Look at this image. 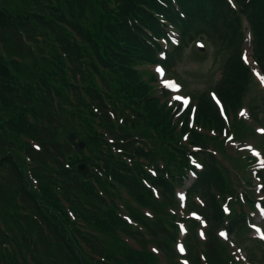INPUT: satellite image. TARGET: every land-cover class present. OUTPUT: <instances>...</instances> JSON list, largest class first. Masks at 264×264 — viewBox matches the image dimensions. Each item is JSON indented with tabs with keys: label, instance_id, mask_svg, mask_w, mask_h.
Masks as SVG:
<instances>
[{
	"label": "trees",
	"instance_id": "obj_1",
	"mask_svg": "<svg viewBox=\"0 0 264 264\" xmlns=\"http://www.w3.org/2000/svg\"><path fill=\"white\" fill-rule=\"evenodd\" d=\"M233 2L0 0V264H159L151 245L169 264H180L179 226L164 208L177 206L175 187L183 177L176 176L185 177L184 169L191 167L189 151L171 111L139 68L157 61L159 39L170 25L180 29L182 38H208L217 54L226 56L214 90L234 113L231 130L236 140L254 135L237 112L254 84L242 58L247 30L264 74V0ZM39 39L48 48L43 60L32 50ZM26 57L34 60L31 68L20 64ZM198 99L197 123L222 133L226 123L209 91ZM250 103L254 120L264 124V91H257ZM110 111L125 121L113 122ZM76 121L85 124L74 130L86 142L85 151L71 140L72 132L66 143L57 141L60 131ZM183 128L188 131V125ZM190 134L208 147L207 137ZM141 138L152 141V148ZM159 144L164 148L158 149ZM197 156L205 167L188 192V210L198 211L208 223L209 264H238L218 230L226 228L235 238L250 231L246 214L255 208L254 197L246 193L242 200L234 181L246 174L247 159L227 153L231 171L211 154ZM80 163H87L90 172H81ZM145 181L157 189L164 207L156 205ZM124 193L154 209V218L115 204L116 197L125 199ZM227 198L229 215L222 206ZM122 238L140 249H130ZM258 245L264 264V243ZM187 247L189 264H203L195 226ZM248 247L252 253L254 246Z\"/></svg>",
	"mask_w": 264,
	"mask_h": 264
},
{
	"label": "rangeland",
	"instance_id": "obj_2",
	"mask_svg": "<svg viewBox=\"0 0 264 264\" xmlns=\"http://www.w3.org/2000/svg\"><path fill=\"white\" fill-rule=\"evenodd\" d=\"M175 33L177 36H174L173 42L175 44H172L174 47H169V51H173V49L175 50H179V52H175L173 53L172 58L170 59L171 61L167 64L168 67L165 68V72L162 71L163 75H161V73L157 72L155 67H145L144 69L147 71H156L158 74H156L155 72H151V74H153L155 80H157L159 83L161 81L162 85L164 88H169V87H165V81L170 82L171 84L175 83L178 86V89L180 90L178 94H174L172 93V91H170L169 89H166L167 91L164 92V96L165 99L168 101V106L172 105L173 108L177 107V103H175L174 101L176 100L174 97H182V98H192V101H194V103L197 101L196 98L200 97L207 91H212L216 88V85L218 83V79H220V74H221V66H222V60L224 62V60H226V56L224 58V54H217L216 50L218 49V47L214 46L212 41H209L208 38H203L202 36H200L201 38L197 37L195 39H191L188 37H179V32L175 30ZM202 45V47H201ZM30 48V44H28V49ZM222 48V46L220 47ZM32 50L34 52V54H36L37 57H39V59L43 60V58H48V48L47 46L43 43L42 39H39V45H33L32 46ZM247 52H249V49H246ZM169 52L168 55L171 53ZM226 55V54H225ZM248 55V54H247ZM251 55V52H250ZM34 63V60L31 58H27L26 60L22 61L20 64L25 66L26 68H31L32 65ZM255 69L256 72H258V70L255 68L254 65H252ZM258 77V76H257ZM144 78L146 80H151L149 77L144 75ZM160 78V81H159ZM259 82L261 83L260 78ZM160 83V84H161ZM262 84V83H261ZM260 89V84H258L255 80H254V84L252 83V86L249 89V93L248 96L246 97L245 101L243 102L244 105H246L243 109L244 112H246V115H244L245 117H248V106H252V104L250 103V101L253 99V97H255L257 95V91H259ZM63 104V103H62ZM61 103H58V105H62ZM263 114V113H262ZM260 114V117L263 118V115ZM250 120V118L248 119ZM60 121L57 120V124H59ZM86 122V121H85ZM87 123V122H86ZM62 124V123H61ZM85 127V124L83 123H79V122H72L71 123V128L64 130V131H60L57 141L60 143H66L67 142V137L69 136V134L71 132H75L74 130H79L80 128ZM209 128V127H207ZM211 130V128H209ZM209 129L205 128V125L202 123L201 126L196 127L195 126V132H201L203 133V135L208 136V132ZM243 141H247L250 143H253L255 145H259L260 142H262V151L264 152V136L263 137H254L253 139L248 138V139H240ZM151 145H153L152 141H149ZM209 142V141H208ZM246 143V142H245ZM244 143V144H245ZM210 144V143H209ZM242 144V145H244ZM251 144V145H253ZM33 145L35 146L36 144L33 143ZM254 145V146H255ZM209 146H214L216 150L220 151L222 153L221 156V163L224 166V168L227 167V165L229 166V162L231 161L230 158L227 157V153L231 154L233 157H236L235 152L229 148V147H223V150L220 149V146L214 142L213 144L209 145ZM219 146V148L217 149V147ZM164 145H158V149H163ZM224 148H225V153H224ZM20 155L24 158L25 162L28 164V157L24 154V152H21ZM29 165V164H28ZM164 166H166V164H164ZM171 169V173L173 174V172H175V168H172V165L170 166ZM28 174H29V179L31 181L34 180L33 173L32 170H30L28 168ZM234 181L236 182V179H234ZM193 182V178L187 180V185H190V183ZM254 182L256 183V186L258 184H260V180L259 179H254ZM118 187V185H117ZM119 192L122 193L123 190L118 187ZM185 190V189H183ZM254 195L259 196L260 198H262V194L261 192L257 189L254 191ZM117 193V192H116ZM123 197L125 198L124 200H120L118 197L115 198V204H117L118 206H120L124 211L125 208H128V206H130L132 209H140V211L145 215L148 216L149 218H154L153 215V210L151 207H142L140 206L138 203H136L135 201L129 199V197L124 193ZM113 199V198H112ZM111 202V201H110ZM155 203L157 206L159 207H164V203L163 201L160 199V197H156L155 196ZM165 212H168V214L172 215L176 221L178 222H184L188 228L189 231H191V229L193 228V226H195V230H196V235H197V242H198V249L201 250L202 254H205V258H204V262L203 264H209V259L206 255V249H207V244H208V238H207V228L206 226L203 224V220H200L199 218L195 217V216H191L190 214H182L183 212L181 211V208H174V209H170L169 207L164 208ZM255 217L252 218V221L254 224L259 225L262 227L263 231H264V215H262L261 213H254ZM253 217V216H252ZM181 223V224H184ZM132 226L134 227H138L139 226L135 223ZM183 226V225H182ZM167 227L169 228L170 225H167ZM87 232V231H86ZM201 233H203V235H201ZM90 234H94L93 231L90 232ZM220 234V233H219ZM186 233L181 232L178 233L177 236V242H176V249H178L179 244H183L185 245V247L188 249L187 247V236H185ZM221 243L223 244V246L227 247L228 252L230 254V256L232 258H234L235 262H237L238 264H241V261H239V257L237 255L236 252V248L241 247L243 249V251L245 252V256L244 257H248L250 259V261H252V263L254 264H263L260 260L261 252L258 250L257 246H259L257 243H253L248 241V239H253L256 237L255 233H251V232H246V234H243L241 238H238L236 236V238H232L233 241L235 242V245L232 243L233 247L230 245L229 242H226L225 240L230 241V239H224L223 236L218 235ZM125 242V244L127 246L130 247V249L133 250H139L140 246L138 243H136L133 240H128L125 238H122ZM232 241V240H231ZM154 244V243H152ZM248 244L253 245L254 246V250L253 252H249V247ZM149 251L154 254L155 256L158 257L159 259V264H169L166 259L164 258L163 254L161 253V251L157 248V246H153L151 245L149 247ZM178 252V251H177ZM179 254V252H178ZM252 254L256 255L254 258H252ZM180 256V255H179ZM179 263L180 264H189L186 262V260L184 258H180L179 259ZM246 263V262H245ZM243 262V264H245ZM247 264V263H246Z\"/></svg>",
	"mask_w": 264,
	"mask_h": 264
},
{
	"label": "snow or ice",
	"instance_id": "obj_3",
	"mask_svg": "<svg viewBox=\"0 0 264 264\" xmlns=\"http://www.w3.org/2000/svg\"><path fill=\"white\" fill-rule=\"evenodd\" d=\"M201 47H202V45H201ZM244 61H245V63H248V62H249L247 56L244 57ZM157 71L160 72L161 75H163V73H162V71H161L160 69H158ZM256 75L258 76V78H260L262 85H264V76H260L259 73H256ZM165 87H172V85H171L170 82L165 81ZM176 90H177V91L179 90V89H178V86H176ZM174 98H175L176 100H178V101H182L184 105H187V104H188V100H187L186 98H182V97H178V96H177V97H174ZM214 98H215V97H214ZM240 114H241L242 116L246 115V113L243 112V111H242ZM196 166L199 167V165H196ZM181 200H183V196H182V195H181ZM226 211H227V209H226ZM262 215H264V213H262ZM182 230H183V228H182ZM257 231H259V229H257ZM201 235H203V233H201ZM220 235H221V236H225V233L222 232ZM260 238H261V239H264V235H261ZM179 251H180V252H183V251H184V248H183L182 246H180V247H179Z\"/></svg>",
	"mask_w": 264,
	"mask_h": 264
},
{
	"label": "water",
	"instance_id": "obj_4",
	"mask_svg": "<svg viewBox=\"0 0 264 264\" xmlns=\"http://www.w3.org/2000/svg\"><path fill=\"white\" fill-rule=\"evenodd\" d=\"M72 138L74 139V138H75V136H74V135H72ZM81 147H83V144H81ZM80 169H81V170H85V169H86V167H85L84 165H82V166H80Z\"/></svg>",
	"mask_w": 264,
	"mask_h": 264
}]
</instances>
